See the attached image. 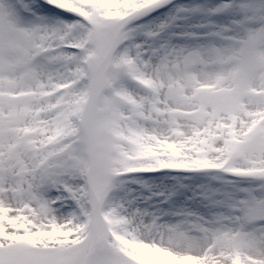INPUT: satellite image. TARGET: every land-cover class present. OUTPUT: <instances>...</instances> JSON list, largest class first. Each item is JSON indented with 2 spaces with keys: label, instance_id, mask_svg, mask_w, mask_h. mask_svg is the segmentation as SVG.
I'll return each mask as SVG.
<instances>
[{
  "label": "snow or ice",
  "instance_id": "snow-or-ice-1",
  "mask_svg": "<svg viewBox=\"0 0 264 264\" xmlns=\"http://www.w3.org/2000/svg\"><path fill=\"white\" fill-rule=\"evenodd\" d=\"M0 264H264V0H0Z\"/></svg>",
  "mask_w": 264,
  "mask_h": 264
}]
</instances>
